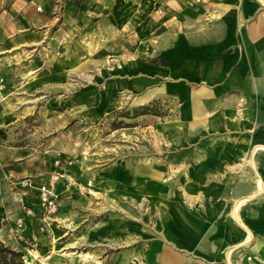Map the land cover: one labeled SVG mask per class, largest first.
I'll return each mask as SVG.
<instances>
[{
    "label": "rangeland",
    "instance_id": "374dc122",
    "mask_svg": "<svg viewBox=\"0 0 264 264\" xmlns=\"http://www.w3.org/2000/svg\"><path fill=\"white\" fill-rule=\"evenodd\" d=\"M96 1L102 0H0V52L11 50L0 56V203L18 220L31 218L30 237L22 235L24 222L13 230L20 249L5 244L25 263L27 252L38 250L56 256L47 264H143L134 252L139 226L151 230L160 193L178 188L167 170L163 191L136 184L152 191L140 199L129 194L133 179L151 182L154 167L169 163V141L155 131L174 114L170 109L156 106L167 117L161 121L136 116L145 107L138 94L117 89V104L99 111L107 109L103 94L112 77L120 87L122 77H138V63L159 59L160 40L171 32L161 22L169 12L144 11L142 0H109L113 22L104 24ZM26 37H33L30 44ZM168 46L167 40L162 49ZM52 180L57 211L49 214L38 187Z\"/></svg>",
    "mask_w": 264,
    "mask_h": 264
},
{
    "label": "crops",
    "instance_id": "0c3cea01",
    "mask_svg": "<svg viewBox=\"0 0 264 264\" xmlns=\"http://www.w3.org/2000/svg\"><path fill=\"white\" fill-rule=\"evenodd\" d=\"M199 1L138 4L144 11L152 6L169 12L161 22L172 25L171 32L160 40V56L169 64L144 60L138 63L136 81L122 77L120 87L113 86L112 77L113 84L108 83L103 94L107 109L99 111L106 114L117 104V89L126 93L133 89L139 106L158 102L174 113L155 131L169 141L170 147L163 150L169 163L154 167L157 175L149 178L151 182L145 177L127 182L132 185L129 194L139 199L152 189L135 185L161 187L170 179L167 170L173 175L170 185L178 186L173 192L161 187L151 230L139 226L143 238L138 237L134 252L141 253L143 264H228L240 255L264 264V3ZM95 4V15L106 18L104 24L112 21L114 3ZM121 5L130 9L127 3ZM118 15L123 22L128 20ZM180 15L185 16L184 26L178 22ZM32 39L26 37L29 44ZM167 40L169 46L162 49ZM10 51L4 49L0 56ZM2 65L0 61L1 76ZM26 202L30 204L29 197ZM17 218L0 203V240L20 249L21 237L13 233ZM23 222L21 233L28 238L31 218L24 216Z\"/></svg>",
    "mask_w": 264,
    "mask_h": 264
},
{
    "label": "trees",
    "instance_id": "16d2710c",
    "mask_svg": "<svg viewBox=\"0 0 264 264\" xmlns=\"http://www.w3.org/2000/svg\"><path fill=\"white\" fill-rule=\"evenodd\" d=\"M154 64L167 67L168 61L165 60L162 56L159 57V60L154 62ZM159 105L158 102H153L149 106H145L143 108H139L136 110V116H156L160 117V113L158 112L156 106ZM126 117V116H125ZM0 264H26L23 259V254L21 252L14 251L13 249L6 246L0 240Z\"/></svg>",
    "mask_w": 264,
    "mask_h": 264
},
{
    "label": "built area",
    "instance_id": "2783aa9c",
    "mask_svg": "<svg viewBox=\"0 0 264 264\" xmlns=\"http://www.w3.org/2000/svg\"><path fill=\"white\" fill-rule=\"evenodd\" d=\"M199 0H195V4L199 3ZM192 6V4H191ZM2 81L0 80V86H1ZM57 180H52L50 183H47L45 185H42L38 187V192H39V198H40V206L47 210L49 214H53L57 211V206H56V197L54 194V184L56 183ZM28 215H30L28 213ZM23 220L20 219L16 222V227L18 230L23 228ZM243 261H245V264H255L254 263V257L253 256H248V255H240L237 262L231 263L229 262L228 264H243Z\"/></svg>",
    "mask_w": 264,
    "mask_h": 264
},
{
    "label": "bare ground",
    "instance_id": "6f19581e",
    "mask_svg": "<svg viewBox=\"0 0 264 264\" xmlns=\"http://www.w3.org/2000/svg\"><path fill=\"white\" fill-rule=\"evenodd\" d=\"M210 76V75H209ZM216 77V76H215ZM209 78V77H208ZM210 80V78H209ZM66 217V216H65ZM67 219V218H66ZM63 222V221H62ZM66 223V222H65ZM230 230V229H229ZM228 230V231H229ZM224 234V233H223ZM54 257H56L54 255V253L52 254V256H49V257H44L42 256L38 250H29L27 252V261L26 263L28 264H47L48 261L52 260V259H55ZM83 258L87 259V256L86 255H83L82 256ZM61 258V257H60ZM58 259V258H56Z\"/></svg>",
    "mask_w": 264,
    "mask_h": 264
}]
</instances>
